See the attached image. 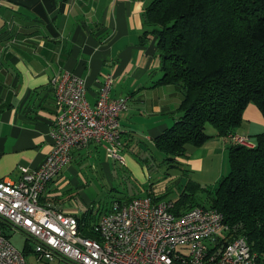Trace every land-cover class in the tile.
I'll return each instance as SVG.
<instances>
[{
	"label": "crops",
	"instance_id": "1",
	"mask_svg": "<svg viewBox=\"0 0 264 264\" xmlns=\"http://www.w3.org/2000/svg\"><path fill=\"white\" fill-rule=\"evenodd\" d=\"M150 1L0 0V179L20 180L22 168H39L52 151L51 130L59 113L52 78L64 73L85 80L91 105L96 103L105 77H114L111 96L128 101L120 115L122 155L127 165L120 169L122 163L110 157L101 144L91 142L76 148L72 160L47 185L41 204L69 215L93 212V208L81 212L71 187L84 161H92L109 177L119 170L123 175L146 174L144 163L151 161L152 148L158 151L155 139L178 121L183 99L180 86L158 84L163 73L156 37L142 39ZM243 119L239 134L250 136L254 125L264 128V117L253 104ZM209 135L202 146H190L180 157L194 165L198 159L202 166L211 153H228L232 145L228 137L217 131ZM188 152L193 155L189 157ZM164 194L151 184L144 194L115 198L108 211L115 201L134 197L170 200L160 198ZM30 242L33 250L25 255L27 264H73L62 258L39 259Z\"/></svg>",
	"mask_w": 264,
	"mask_h": 264
},
{
	"label": "built area",
	"instance_id": "2",
	"mask_svg": "<svg viewBox=\"0 0 264 264\" xmlns=\"http://www.w3.org/2000/svg\"><path fill=\"white\" fill-rule=\"evenodd\" d=\"M52 83L59 105L52 151L39 168H22L20 180L0 179V220L24 232L39 259L62 258L73 264H255L246 238L237 237L216 209L195 207L176 215L173 200L115 201L97 219L99 239H94L82 234L76 215L41 204L47 185L72 160L76 148L95 142L125 163L120 115L128 101L111 96L114 77H105L94 105L87 99L85 80L75 74L55 75ZM230 139L247 148L256 145L247 135L230 134ZM0 264H27L1 228Z\"/></svg>",
	"mask_w": 264,
	"mask_h": 264
},
{
	"label": "trees",
	"instance_id": "3",
	"mask_svg": "<svg viewBox=\"0 0 264 264\" xmlns=\"http://www.w3.org/2000/svg\"><path fill=\"white\" fill-rule=\"evenodd\" d=\"M145 20L143 41L156 37L163 73L158 84L178 85L183 93L178 121L155 139L168 159L186 155L189 146H202L211 137L207 124L231 141L249 104L264 117V0H152ZM254 142L247 148L231 141L230 172L208 193L207 205H191L182 193L173 212L218 210L237 237L246 238L255 264H264V132ZM87 212L77 216L80 231L99 239L97 220ZM30 243L27 237L24 255L33 250Z\"/></svg>",
	"mask_w": 264,
	"mask_h": 264
},
{
	"label": "rangeland",
	"instance_id": "4",
	"mask_svg": "<svg viewBox=\"0 0 264 264\" xmlns=\"http://www.w3.org/2000/svg\"><path fill=\"white\" fill-rule=\"evenodd\" d=\"M206 130L209 134L216 131L211 124H207ZM249 132L253 135L252 141L254 142L256 135L264 132V128L259 129L254 125L252 131ZM192 149H194L193 151L201 150L199 148ZM152 150L154 153L150 154L151 161L144 163L146 166L144 176L135 173L123 175L119 170L114 171L113 176L109 177L103 170L93 166L92 161H84V164L77 170L76 181L71 185L75 199L82 208L81 212L93 208V218L96 221L104 210L110 208L111 202L115 198L144 194L151 184L154 190L165 193L163 198L177 200L182 193H185L189 204L207 205L209 203L208 193H212L219 180L230 172L228 153L225 155L211 153L206 159H203L201 166L198 159H194L197 164L194 165L192 162V165L184 161L182 157L170 160L168 159L171 157L170 155L159 152L155 148ZM188 153L189 157L193 155L192 152ZM125 163L118 164L121 165L120 169ZM187 184H189L188 187ZM196 185L199 187L196 188ZM0 228L16 248H24L26 240L24 232L4 220H0ZM51 264H55V262Z\"/></svg>",
	"mask_w": 264,
	"mask_h": 264
}]
</instances>
